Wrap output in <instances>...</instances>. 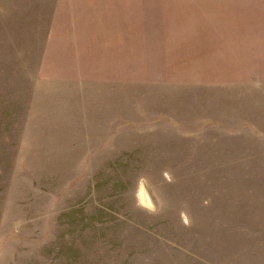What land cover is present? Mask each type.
<instances>
[{
	"label": "rangeland",
	"instance_id": "obj_1",
	"mask_svg": "<svg viewBox=\"0 0 264 264\" xmlns=\"http://www.w3.org/2000/svg\"><path fill=\"white\" fill-rule=\"evenodd\" d=\"M0 264H264V0H0Z\"/></svg>",
	"mask_w": 264,
	"mask_h": 264
}]
</instances>
